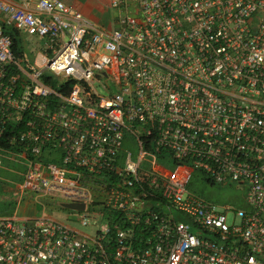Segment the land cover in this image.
<instances>
[{
  "label": "built area",
  "instance_id": "1",
  "mask_svg": "<svg viewBox=\"0 0 264 264\" xmlns=\"http://www.w3.org/2000/svg\"><path fill=\"white\" fill-rule=\"evenodd\" d=\"M21 1L0 0V169L42 210L0 217V264H264V0H108L112 27Z\"/></svg>",
  "mask_w": 264,
  "mask_h": 264
},
{
  "label": "rangeland",
  "instance_id": "2",
  "mask_svg": "<svg viewBox=\"0 0 264 264\" xmlns=\"http://www.w3.org/2000/svg\"><path fill=\"white\" fill-rule=\"evenodd\" d=\"M81 1V0H80ZM92 7V10L88 12L86 15L91 21L97 22L103 26H113L116 19L118 18V12L115 9L110 8L108 0H92L89 3ZM82 4L80 2H74L73 7L79 6ZM80 7V6H79ZM76 8V7H75ZM77 9V8H76ZM96 20H94V19ZM127 150L132 151L135 153L137 151V147L135 144L127 143L125 145ZM0 163L2 166L6 165V161L0 158ZM9 168L11 171L0 169V217L2 216H10L14 215L15 212L17 213L16 204L12 202L8 196V191L14 187V184L11 183L15 181V177L18 176L12 172L14 170V165L12 163H8ZM16 169H19L16 167ZM16 175V176H15ZM20 177V176H18ZM17 180V179H16ZM189 189L196 191L202 197L206 198L207 200L211 201L215 205H228L234 208H244L246 209V202H245V194L242 189L232 185V186H222V185H211L207 184L206 182L200 180L199 177L193 178L191 183L189 184ZM26 196V195H24ZM23 196V197H24ZM28 198V199H27ZM30 197L24 198L22 201V207L29 203L30 209L33 210L34 214H40L42 208L37 204H33ZM21 201V202H22ZM17 210V211H16ZM48 213H52L54 216L64 219V215L58 212H52V208L47 209ZM21 213V212H20ZM32 213V212H31Z\"/></svg>",
  "mask_w": 264,
  "mask_h": 264
},
{
  "label": "crops",
  "instance_id": "3",
  "mask_svg": "<svg viewBox=\"0 0 264 264\" xmlns=\"http://www.w3.org/2000/svg\"><path fill=\"white\" fill-rule=\"evenodd\" d=\"M7 1H9V2H11V3H15V4H18V5H22L23 4V2L21 1V0H7ZM62 2H64L65 4H68V5H74V2H80L81 4H82V6L81 5H79V6H75L78 10H80L85 16L88 14V12L90 11V10H92V7H91V5L89 4L92 0H61ZM94 19V18H93ZM94 20H96V19H94ZM17 167V166H16ZM16 167H14L15 169H16ZM16 176V175H15ZM18 176H20V175H18ZM18 176H16L15 177V182H19L20 180H21V176L20 177H18ZM17 179V180H16ZM26 197H30V203H31V201L33 202V204L35 203L34 202V200L32 199V197L31 196H29V195H26V196H22L21 197V200H20V202H19V204H18V206L16 207V209L18 210H16L17 211V213L15 212V214L14 215H16L17 217H19V218H22V217H27V216H34V215H36V213L34 214V212H33V210L32 209H30V207H29V203H26V205L23 207V209H20V207H22L21 205H22V203L24 202V201H22L24 198H26ZM28 199V198H27ZM22 201V202H21ZM21 212V213H20ZM32 212V213H31ZM11 216V215H10Z\"/></svg>",
  "mask_w": 264,
  "mask_h": 264
},
{
  "label": "trees",
  "instance_id": "4",
  "mask_svg": "<svg viewBox=\"0 0 264 264\" xmlns=\"http://www.w3.org/2000/svg\"><path fill=\"white\" fill-rule=\"evenodd\" d=\"M5 33L9 34L12 38V48L13 50H17L18 45L20 44V37L18 35V32L12 28H6ZM1 145V144H0Z\"/></svg>",
  "mask_w": 264,
  "mask_h": 264
},
{
  "label": "water",
  "instance_id": "5",
  "mask_svg": "<svg viewBox=\"0 0 264 264\" xmlns=\"http://www.w3.org/2000/svg\"><path fill=\"white\" fill-rule=\"evenodd\" d=\"M63 206L67 208H82L83 207L82 204H64Z\"/></svg>",
  "mask_w": 264,
  "mask_h": 264
}]
</instances>
